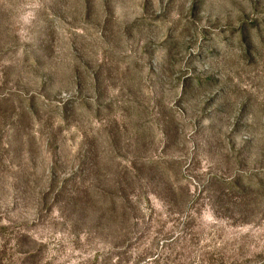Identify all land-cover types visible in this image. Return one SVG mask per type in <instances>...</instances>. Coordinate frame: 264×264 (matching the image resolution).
Instances as JSON below:
<instances>
[{
  "label": "rangeland",
  "instance_id": "1",
  "mask_svg": "<svg viewBox=\"0 0 264 264\" xmlns=\"http://www.w3.org/2000/svg\"><path fill=\"white\" fill-rule=\"evenodd\" d=\"M0 264H264V0H0Z\"/></svg>",
  "mask_w": 264,
  "mask_h": 264
}]
</instances>
